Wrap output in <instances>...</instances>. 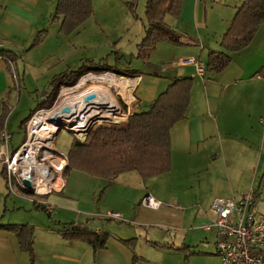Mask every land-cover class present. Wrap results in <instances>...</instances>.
I'll return each mask as SVG.
<instances>
[{
  "label": "crops",
  "instance_id": "1",
  "mask_svg": "<svg viewBox=\"0 0 264 264\" xmlns=\"http://www.w3.org/2000/svg\"><path fill=\"white\" fill-rule=\"evenodd\" d=\"M91 1L94 7L96 0ZM205 1L207 0H182L180 14L172 21L173 28L169 26L180 35L179 41L182 46L190 45L187 40L190 37H197L202 41L200 50L186 49V55L179 57L196 58L197 52H203L205 47L215 51L216 46L219 45V38L225 33L237 9L245 0H211L212 4L208 11V4ZM55 5L56 0H0V40L4 42L3 50L15 56L14 52L32 45L38 35L41 34L45 39L47 33L45 27L52 22ZM167 16L170 15L164 17V23ZM211 26L219 27L220 31L211 30ZM201 31H204L203 35ZM208 74L206 72L202 79L196 75L194 67L188 66L175 69L174 74L170 76V84L175 78L186 77L199 78L203 85L196 82L192 86L185 119L171 130V169L167 174L160 176L181 171L188 180L190 176L199 177L212 166L210 159L214 161L220 157L221 165L213 164L211 172L221 173L225 179L223 180L225 184L221 188L225 186L227 188L210 193L212 196L223 195L219 198H240L250 188L258 190L259 187L264 186L263 179H259L254 186L253 182L259 177H257L258 166L253 156L250 164H247L250 174L246 166L247 149L251 150L253 147L251 143H253V134L256 133V120L264 119V23L247 48L231 54V63L227 68L210 75L211 78H205ZM134 76L140 77L135 90L137 101L134 108L139 109L140 105L148 107L147 105L156 98L160 80H144L138 74ZM9 90L6 60L0 58V101L4 104L3 98L8 95ZM194 95L197 101L192 100ZM1 114L2 111L0 116ZM4 122L8 130L6 118L0 123L1 129ZM220 138L225 140L221 142L223 146H219L217 152L211 146L216 141L219 143ZM225 148L227 153L231 151L233 158H225ZM211 149L214 151L208 154ZM243 163L245 165H241ZM240 167H242L241 171ZM230 171L246 175V180L242 184H233L229 181ZM157 177L159 176L143 179L136 172H128L114 179L104 180L73 170L68 175L64 190L47 198L57 209L51 214L55 216L54 220L46 219L45 213L38 209L34 201H29L33 209L27 206L26 210L13 211L15 215L10 220H0V226L33 227L35 257L33 264H133L134 257L138 263L141 259L135 253L134 239L127 240L121 236H114L115 234L112 235L93 226L94 219L98 218V215L93 213L95 199L98 190L104 186L105 191L99 205L102 202L104 204L110 202L111 210L107 212L119 213L122 219L126 217L132 219L136 225H141L152 218L155 212L142 207L140 203L146 194L156 197L154 193H157L155 191L158 188ZM198 181L199 178L194 182H197V187H201ZM216 182L220 187L217 179ZM166 184L165 186L162 183L166 190L174 188L169 183ZM236 186L238 189H235ZM189 189L193 190L191 185ZM21 218L22 221L19 220ZM202 221L207 222L205 219ZM63 223H71L74 227L78 226L99 235H106L105 247L93 255L91 246L85 241L63 237V232L66 230L65 227L62 228ZM126 241L131 242L126 243ZM0 264H32L28 253L20 249L16 236L3 227L0 228Z\"/></svg>",
  "mask_w": 264,
  "mask_h": 264
},
{
  "label": "rangeland",
  "instance_id": "2",
  "mask_svg": "<svg viewBox=\"0 0 264 264\" xmlns=\"http://www.w3.org/2000/svg\"><path fill=\"white\" fill-rule=\"evenodd\" d=\"M205 2L208 4V11L212 1ZM129 4H133V9H129ZM144 7L145 0H96L92 17L74 34L64 35L59 32V23L50 22L46 25L47 28L45 27L47 30L45 39L40 37V42L34 47L28 45L17 52L13 51L16 58L14 63H11L12 68L8 73L10 90L3 98L5 104L0 101V112L3 106L7 108V131L12 135L11 151H15L25 140V133L20 125L51 92L49 83L59 74L76 71L83 66L88 71L100 73L101 68L106 67L112 72L123 74L134 72L144 80L159 79L160 85L156 94L159 95L165 91L170 84V76L175 70L168 65L180 58L179 56H185L186 49L200 50L202 41L197 37H187L190 45L174 46L169 43H157L151 49H141L146 28ZM174 18L172 16L165 18L167 26L173 28L171 24L176 19ZM211 30L220 31V28L211 26ZM203 32L201 31L202 35ZM222 36L219 38V45L216 46L215 51H221ZM30 48L32 49L29 51ZM27 51L29 52L26 53ZM208 52L210 49L205 47L203 52H197L196 58L205 63ZM210 75L213 73H209L205 78H211ZM200 78L203 79V77ZM196 82L203 83L199 78L193 79V85ZM192 100H196L195 95ZM146 109V106L140 105L138 110ZM259 120H256V133L253 134V143H251L253 147L251 150L247 149L246 162L249 174L251 171L248 165L252 156L257 163L259 178L253 182L254 186L259 179L264 181V123ZM127 122L128 119L125 123L113 126H121ZM98 128L104 127L98 126L93 130ZM74 140L75 137L71 133L62 130L58 133L55 144L59 152L68 157ZM224 140L220 138L219 143L216 141L211 147L218 152ZM214 149H211L208 154H211ZM226 157L233 158L231 151L227 153L226 150ZM216 160L210 159L212 166L215 163L221 165L222 158L218 157ZM212 166L199 177L198 175L190 176L189 180L181 171L157 177L158 188L155 191L157 193H154L156 197L153 198L162 205L157 210H153L155 212L152 218L141 225H136L132 219L126 217L121 220L106 218L105 215L111 210L112 203L102 202L99 205L103 198L101 193L105 191V187L102 186L95 199L93 213L98 215V218L95 217L93 226L112 235L115 234L114 236H121L127 240L134 239L135 253L141 259L137 264H220L221 260L216 256L215 232L202 229L206 224L202 219L208 221L216 218L215 212L211 209L214 198L223 197V195L212 196L210 192L227 188L226 186L221 188L225 184L223 182L225 179L218 171L211 172ZM241 170L242 167H240ZM69 173L65 175L66 180ZM228 176L229 181L235 185L242 184L246 180V175L242 173L230 171ZM198 178V185H202L201 187H197V182H194ZM216 179L220 187L217 186ZM162 183L165 186L169 183L174 188L166 190ZM190 185L193 188L192 191L189 189ZM12 187L19 197L11 191L5 176L0 174V220H10L15 215L13 211L26 210L27 206L32 208V203L28 202L39 199L20 190L13 183ZM235 189L238 187L236 186ZM258 208L264 213L263 195L258 201ZM44 216L48 220L55 218L52 215L44 214ZM19 220L22 221L23 218ZM70 225L71 223H63L62 228L67 229Z\"/></svg>",
  "mask_w": 264,
  "mask_h": 264
},
{
  "label": "trees",
  "instance_id": "3",
  "mask_svg": "<svg viewBox=\"0 0 264 264\" xmlns=\"http://www.w3.org/2000/svg\"><path fill=\"white\" fill-rule=\"evenodd\" d=\"M182 0H145V36L141 49H151L157 43L182 45L180 35L164 23V17L177 18ZM133 9V4H129ZM91 0H56L52 22L59 23V32L71 35L93 15ZM264 23V0H245L237 9L227 31L220 41L221 51H210L205 62L207 73H219L231 63V54L247 48L253 41L259 27ZM38 35L32 47L40 42ZM0 55L6 59L7 71L14 63L15 56L4 50ZM102 72L111 71L102 67ZM89 72L85 66L76 71L65 72L53 77L49 83L51 92L22 122L21 128L38 109L52 105L62 85H74L80 76ZM123 74L121 72H116ZM134 76V72L123 74ZM192 78H175L168 87L157 95L144 111L132 109L128 122L121 126L98 128L88 133L85 143L77 140L68 154L69 165L65 175L75 170L98 179H114L123 173L136 172L143 179L167 174L171 169V130L185 119L190 102ZM7 116L3 106L0 116L2 123ZM1 129V125H0ZM103 195V192L101 193ZM38 209H40L38 207ZM12 232L20 249L28 253L34 262V229L28 225H6L0 228ZM63 237L78 238L92 248L93 255L106 244L107 236L99 235L73 224L64 230ZM131 241H126V243ZM134 257L133 264H136Z\"/></svg>",
  "mask_w": 264,
  "mask_h": 264
},
{
  "label": "built area",
  "instance_id": "4",
  "mask_svg": "<svg viewBox=\"0 0 264 264\" xmlns=\"http://www.w3.org/2000/svg\"><path fill=\"white\" fill-rule=\"evenodd\" d=\"M3 48L4 42L0 40V51ZM0 58L3 57L0 55ZM169 66L175 69L192 66L199 77L206 73L204 65L193 57H180ZM139 78L112 71H89L74 85L60 86L52 105L36 110L27 120L23 128L25 140L15 151H11L12 135L7 132L4 122L0 130V174L7 179L11 191L14 193L13 183L39 198L34 203L46 215L53 214L56 206L47 197L64 190L65 171L69 164L68 157L56 147L58 133L65 130L83 143L88 133L98 126L125 123L137 101L135 90ZM94 88L107 91L114 106L93 103L97 98ZM90 95L94 98L86 102L85 98ZM260 122L264 123V119ZM262 195L264 186L258 190L250 188L240 198L218 197L213 200L211 209L216 218L208 220L203 230L215 232L216 256L220 258V264H264V214L258 208ZM140 205L157 210L162 204L151 194H146ZM105 217L122 219L115 212H108Z\"/></svg>",
  "mask_w": 264,
  "mask_h": 264
},
{
  "label": "bare ground",
  "instance_id": "5",
  "mask_svg": "<svg viewBox=\"0 0 264 264\" xmlns=\"http://www.w3.org/2000/svg\"><path fill=\"white\" fill-rule=\"evenodd\" d=\"M93 92L96 93V95H97V98L94 100L93 103L101 104V105H103V104L108 105L109 104L110 107L114 106V101H113L111 95L107 91L103 90V88H94ZM90 110H91V108H90Z\"/></svg>",
  "mask_w": 264,
  "mask_h": 264
},
{
  "label": "water",
  "instance_id": "6",
  "mask_svg": "<svg viewBox=\"0 0 264 264\" xmlns=\"http://www.w3.org/2000/svg\"><path fill=\"white\" fill-rule=\"evenodd\" d=\"M93 98H94V95H90V96L85 98V101L87 102L88 100L93 99Z\"/></svg>",
  "mask_w": 264,
  "mask_h": 264
}]
</instances>
